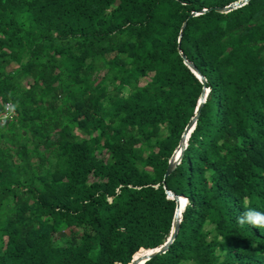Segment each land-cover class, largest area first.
I'll return each mask as SVG.
<instances>
[{
  "label": "trees",
  "instance_id": "16d2710c",
  "mask_svg": "<svg viewBox=\"0 0 264 264\" xmlns=\"http://www.w3.org/2000/svg\"><path fill=\"white\" fill-rule=\"evenodd\" d=\"M238 1L0 0V264H129L166 191L143 264H264L237 222L264 212V0L214 10Z\"/></svg>",
  "mask_w": 264,
  "mask_h": 264
},
{
  "label": "water",
  "instance_id": "95a60500",
  "mask_svg": "<svg viewBox=\"0 0 264 264\" xmlns=\"http://www.w3.org/2000/svg\"><path fill=\"white\" fill-rule=\"evenodd\" d=\"M248 1L249 0H240V1L235 2L233 4H230L229 6H226L224 8H214V10L216 12H219V13H227V12H230L231 10H233V9H236V8H239V7L243 6V5H245ZM204 12H206V10H202V11L198 12V14H202ZM196 14L197 13H191V17L196 16ZM179 39H180V35H179ZM179 42H180V40L178 41V43ZM180 56L184 60V64L195 75V77L200 81V83L202 85H204L205 84V79L198 72L196 67L191 62H189L181 52H180ZM206 95H207V90H206V88H203V90L201 92V95H200V98H199V101L197 103V107L195 109L194 115L190 119L188 124L186 125V127H185V129H184V131L182 133V136L180 138L179 144H178L175 152L173 153V155L171 156V158L169 160L168 167H167V170H166L165 175H164V179H166V177H168L170 175L171 171L180 162V160H181V158L183 156L184 150L186 149V146H187V140H188L190 134L192 133V131H193L194 127H195V124L197 122L199 111H200L202 105L205 102ZM23 135H25V134L23 133ZM166 195H167L168 199L173 200L175 202V204H176L175 211H174V216H173V222H172V229H171V232H170V235H169L167 241L165 242V244L163 246H161L158 249H154V250H145V249H143L147 253L144 254V256L139 257V258L132 257L131 262L129 264H143L144 262H146L149 259H151L153 256L158 255V254H163L164 252L167 251L169 246L174 241V239H175V237L177 235V232L179 230V225H180V222H181V215H182V211H183L184 207H183V209H181L180 199H181L182 196H177V195L173 194L170 191H166Z\"/></svg>",
  "mask_w": 264,
  "mask_h": 264
},
{
  "label": "clouds",
  "instance_id": "9594fccd",
  "mask_svg": "<svg viewBox=\"0 0 264 264\" xmlns=\"http://www.w3.org/2000/svg\"><path fill=\"white\" fill-rule=\"evenodd\" d=\"M237 222L241 225L249 224L253 227L264 228V212L249 209L237 217Z\"/></svg>",
  "mask_w": 264,
  "mask_h": 264
},
{
  "label": "built area",
  "instance_id": "2783aa9c",
  "mask_svg": "<svg viewBox=\"0 0 264 264\" xmlns=\"http://www.w3.org/2000/svg\"><path fill=\"white\" fill-rule=\"evenodd\" d=\"M13 116V109L10 104H6L3 112L0 113V126H3L5 121L11 119Z\"/></svg>",
  "mask_w": 264,
  "mask_h": 264
},
{
  "label": "bare ground",
  "instance_id": "6f19581e",
  "mask_svg": "<svg viewBox=\"0 0 264 264\" xmlns=\"http://www.w3.org/2000/svg\"><path fill=\"white\" fill-rule=\"evenodd\" d=\"M6 105V104H5ZM5 105H4V107H5ZM4 107H3V110H4ZM12 109H13V107H12ZM3 110L1 111V112H3ZM0 112V113H1ZM14 119H16V114H15V111H14V109H13V116H12V118L11 119H8L7 121H5V123L3 124V126H5L8 122H10V121H12V120H14ZM3 126H0V127H3ZM180 203H181V209H182V207H183V199H182V197H181V199H180ZM142 257V256H141Z\"/></svg>",
  "mask_w": 264,
  "mask_h": 264
},
{
  "label": "rangeland",
  "instance_id": "374dc122",
  "mask_svg": "<svg viewBox=\"0 0 264 264\" xmlns=\"http://www.w3.org/2000/svg\"><path fill=\"white\" fill-rule=\"evenodd\" d=\"M144 84V82H141V84ZM15 114H16V118H17V113L15 112ZM64 146V149H68V147L66 146V145H63ZM48 200H49V198H47Z\"/></svg>",
  "mask_w": 264,
  "mask_h": 264
}]
</instances>
